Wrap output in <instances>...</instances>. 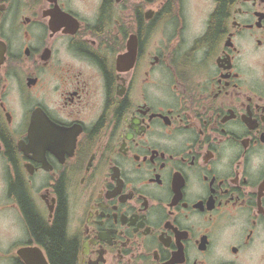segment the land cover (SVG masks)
<instances>
[{
	"label": "flooded vegetation",
	"instance_id": "flooded-vegetation-1",
	"mask_svg": "<svg viewBox=\"0 0 264 264\" xmlns=\"http://www.w3.org/2000/svg\"><path fill=\"white\" fill-rule=\"evenodd\" d=\"M0 53L15 263L264 264V0H0Z\"/></svg>",
	"mask_w": 264,
	"mask_h": 264
},
{
	"label": "rangeland",
	"instance_id": "rangeland-1",
	"mask_svg": "<svg viewBox=\"0 0 264 264\" xmlns=\"http://www.w3.org/2000/svg\"><path fill=\"white\" fill-rule=\"evenodd\" d=\"M13 55L19 63H21V69L12 70V64L6 62L4 65L5 71L2 75V86L5 84L6 91H8L9 96H16L21 102L25 100L26 103H31L34 100L32 92L26 91L25 97L22 98L20 95H23V93L20 88L22 84L24 86L26 74L32 71V66L23 54L18 56L17 52L13 51ZM42 70L43 69L40 71ZM41 75L42 79L46 78V73L42 72ZM2 194V181L0 178V264H16L14 259L10 257V249H12V247L9 246L7 239L16 235L17 225H12L14 220L12 210L10 209L9 202Z\"/></svg>",
	"mask_w": 264,
	"mask_h": 264
},
{
	"label": "trees",
	"instance_id": "trees-1",
	"mask_svg": "<svg viewBox=\"0 0 264 264\" xmlns=\"http://www.w3.org/2000/svg\"><path fill=\"white\" fill-rule=\"evenodd\" d=\"M32 232L39 241L42 239L45 242L50 264H78L75 255L76 244L66 236L61 218L59 224H55L52 228L47 224H38Z\"/></svg>",
	"mask_w": 264,
	"mask_h": 264
},
{
	"label": "water",
	"instance_id": "water-1",
	"mask_svg": "<svg viewBox=\"0 0 264 264\" xmlns=\"http://www.w3.org/2000/svg\"><path fill=\"white\" fill-rule=\"evenodd\" d=\"M4 59V54L0 53V64L3 63ZM17 253L23 258L25 264H49L44 253L37 246L21 247L17 250Z\"/></svg>",
	"mask_w": 264,
	"mask_h": 264
},
{
	"label": "bare ground",
	"instance_id": "bare-ground-1",
	"mask_svg": "<svg viewBox=\"0 0 264 264\" xmlns=\"http://www.w3.org/2000/svg\"><path fill=\"white\" fill-rule=\"evenodd\" d=\"M50 264V263H49Z\"/></svg>",
	"mask_w": 264,
	"mask_h": 264
}]
</instances>
